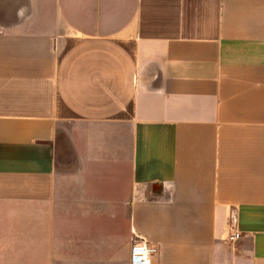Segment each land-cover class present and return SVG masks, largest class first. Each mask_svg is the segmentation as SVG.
<instances>
[{
	"label": "crops",
	"instance_id": "obj_1",
	"mask_svg": "<svg viewBox=\"0 0 264 264\" xmlns=\"http://www.w3.org/2000/svg\"><path fill=\"white\" fill-rule=\"evenodd\" d=\"M138 237L264 264V0H0V264Z\"/></svg>",
	"mask_w": 264,
	"mask_h": 264
},
{
	"label": "built area",
	"instance_id": "obj_2",
	"mask_svg": "<svg viewBox=\"0 0 264 264\" xmlns=\"http://www.w3.org/2000/svg\"><path fill=\"white\" fill-rule=\"evenodd\" d=\"M235 213L230 214L232 223L235 221ZM241 237V233L236 229H231L227 235L229 242H235ZM157 252V248L142 238H136L129 247L128 264H152L151 257Z\"/></svg>",
	"mask_w": 264,
	"mask_h": 264
}]
</instances>
